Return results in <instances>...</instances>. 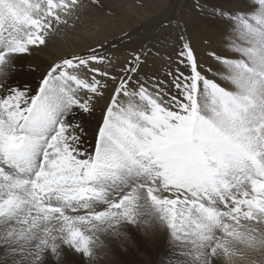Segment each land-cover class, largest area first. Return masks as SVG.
<instances>
[{
	"label": "snow or ice",
	"instance_id": "1",
	"mask_svg": "<svg viewBox=\"0 0 264 264\" xmlns=\"http://www.w3.org/2000/svg\"><path fill=\"white\" fill-rule=\"evenodd\" d=\"M85 7L0 0V264H133L162 239L170 264H264V0L37 62Z\"/></svg>",
	"mask_w": 264,
	"mask_h": 264
},
{
	"label": "bare ground",
	"instance_id": "2",
	"mask_svg": "<svg viewBox=\"0 0 264 264\" xmlns=\"http://www.w3.org/2000/svg\"><path fill=\"white\" fill-rule=\"evenodd\" d=\"M88 1L89 0H83V3L86 5L88 3ZM115 1H119V0H108V4L106 5L107 7H109L112 10L114 9L116 11H121L120 12V18H118L114 22H112L111 25L107 24V22L105 21V20H107V18H105V20L103 19V15L105 14L104 13L102 15H98V16L95 17V19L96 18L97 19L94 22V26H93V28L87 34H85V35H79V34L73 33L71 35L73 39L80 38V37H87L88 40H91L89 43L82 44L80 46H73L72 48H67V26H61V31L63 33H62V35H59V38H58L59 39V42H60L58 44L59 52H57V50H55V45L52 42V40H51L52 38H51L48 41L47 47L46 48H42V50L39 53L36 54L37 62H39L42 65L47 64V63H50V62H53V61L57 60L59 57L67 55L68 53H79L81 50H85V49H88L90 47H95L101 41L107 42V41L114 40L115 38L121 36L122 33H125V32L131 33V35L133 34V31H136V33H140L143 30V27H146L145 26L146 22H148V21H150V20H152L154 18L156 19V17L159 16L158 14H155V13H154V15H151L146 10L141 9V8H138L139 6L138 7L137 6H132L131 8H129L127 10L126 9H123V8L121 9V7H120L119 4H117L119 6H115V4H114ZM125 1L127 2L128 0H125ZM181 1H183V0H181ZM150 2L151 1H149V3ZM119 3L121 4L120 1H119ZM140 4H142V2ZM135 5H138V4H135ZM175 8H177V7L175 6ZM89 9L91 10L92 15H94L93 14L94 9L92 7L89 8ZM163 10H164V8H163ZM124 11L126 12V14L125 15H122V13ZM173 12H175V11H173ZM132 14H137L138 15L137 18H133L132 17ZM190 16H192L190 18V19H192L194 16L196 17L197 15L195 14V12H192L190 14ZM161 17L162 16H160V18ZM189 20H188V25L186 27L187 28V31H189L193 27V25H194V22L193 21H189ZM74 25L77 26V27H80V24L77 21L74 22ZM202 26H204V25H202ZM199 28L197 29L194 37L197 38L196 41L200 44V46L203 45V42L205 40H212V41H216L217 40V39L216 40H213V39L210 38L209 34L207 35V33H209L210 31L212 33V30H210L209 32L206 33L205 31H203L202 29H199ZM205 28H207V27H205ZM137 35H139V34H137ZM151 36H153V35H151ZM142 37H143V35H142ZM143 38H146V37H143ZM193 40H194V38H193ZM194 46H195V44H194ZM205 47H207V46H205ZM197 48H199V47L197 46ZM198 52H200V51H198ZM202 52H204V51H202ZM202 52H201V54H202ZM123 53H124V50H121L120 52H117L116 55L117 56H122ZM166 248H167L166 247V240L162 239L160 241V243L155 244V245H151L146 250H143L139 254H137L138 255L137 259L133 260L132 262H133V264H155L158 255L159 254H162L166 250Z\"/></svg>",
	"mask_w": 264,
	"mask_h": 264
},
{
	"label": "rangeland",
	"instance_id": "3",
	"mask_svg": "<svg viewBox=\"0 0 264 264\" xmlns=\"http://www.w3.org/2000/svg\"><path fill=\"white\" fill-rule=\"evenodd\" d=\"M119 1L121 2V4L119 3ZM119 1H115L114 4H115V6H119L120 5L121 9L123 8V9L127 10V9L131 8L132 6H137V7L139 6L138 8L146 10L151 15H154V13L159 15V16L156 17V19L154 18V19L146 22V24H145L146 27H143V30L140 33H136V31H133L132 37L134 36L133 40L137 42V43L134 44L136 47H139L138 44L140 42L147 43L148 42L147 39H146L147 37H149L151 35L154 36V35L157 34L156 29L154 28V25L158 24L160 21H164L166 17H168L171 14H173V11H175L176 14H179V11H178L179 9L175 8V6H177L178 3H181V2H182L181 4H184V3L191 4L192 3V0H183V1H181V0L180 1L179 0H162V1L161 0H158V1L157 0H153L154 2L152 0H147V1L146 0L145 1L144 0H142V1L141 0H128L127 2L125 0H119ZM149 1H151V2L149 3ZM103 2L105 3V8L104 9H98V8L92 7L94 9V11H93L94 15H92L91 10L89 9V8H91V6H90L89 1H88V3L85 5L86 6L85 9L80 12L79 19L77 20V22L80 24V27L75 26L74 23L71 22V21L69 22V25L67 26V48H72L73 46H80L82 44H87V43H89L91 41V40H88L87 37H80V38L73 39L71 35L73 33L79 34V35L87 34L93 28L94 22L97 19V18L95 19L96 16L102 15V14L105 13L103 15V19L105 20V18H107V20H105V21L109 25H111L112 22H114L116 19L120 18V12L121 11H116L114 9L112 10L109 7H107L106 5L108 4V0H103ZM139 2L140 3L142 2V4H140ZM117 4H119V5H117ZM135 4H138V5H135ZM163 8H164V10H163ZM125 14H126V12L124 11L122 13V15H125ZM188 15L190 16V14H188ZM188 15H185V17H184V19L187 21L186 27L188 25V20L192 17V16L189 17ZM137 16H138L137 14H132L133 18H137ZM160 16H162L161 17L162 19L160 18ZM198 17L199 16L197 15L196 17L194 16L192 19L189 20V21H193L194 25L187 32H188V34L191 37L193 45L195 44L196 48H197V46L199 47V48H197V50L199 49L198 51H200L199 53L204 51V52H202V54H205L208 51L207 47H205L207 45H205L204 42H203V45L200 46V44L196 41L197 38H195L194 36H195V33H196V31H197V29L199 27H200L199 29H202L206 33L209 32L210 30L208 28H205L206 27L205 23ZM202 25H204V26H202ZM62 33L63 32L60 29L58 35L53 36L52 39H51L52 42L55 45V50H57V52H59L58 44L60 43L58 38H59V35H62ZM137 34H139V35H137ZM208 34H209L211 39H213V40L218 39L217 35L214 34L213 31H212V33L210 31L209 33H207V35ZM142 35H143V37H146V38H143ZM193 38H194V40H193ZM175 256H176L175 253H170L167 250V248H166V250L162 254L158 255L155 264H170V260L175 259ZM137 257H138V255L136 254V255L130 256L129 259L131 261H133V260L137 259Z\"/></svg>",
	"mask_w": 264,
	"mask_h": 264
}]
</instances>
